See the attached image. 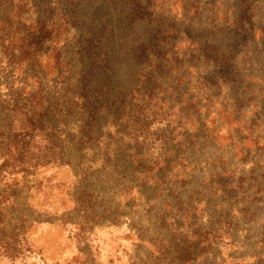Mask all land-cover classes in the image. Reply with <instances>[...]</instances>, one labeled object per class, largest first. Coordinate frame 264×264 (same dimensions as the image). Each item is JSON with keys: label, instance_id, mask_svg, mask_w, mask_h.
<instances>
[{"label": "rangeland", "instance_id": "rangeland-1", "mask_svg": "<svg viewBox=\"0 0 264 264\" xmlns=\"http://www.w3.org/2000/svg\"><path fill=\"white\" fill-rule=\"evenodd\" d=\"M0 264H264V0H0Z\"/></svg>", "mask_w": 264, "mask_h": 264}]
</instances>
